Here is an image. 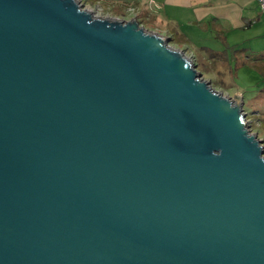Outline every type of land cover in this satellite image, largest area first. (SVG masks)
Masks as SVG:
<instances>
[{"label":"water","instance_id":"95a60500","mask_svg":"<svg viewBox=\"0 0 264 264\" xmlns=\"http://www.w3.org/2000/svg\"><path fill=\"white\" fill-rule=\"evenodd\" d=\"M242 104L136 17L0 0V264H264Z\"/></svg>","mask_w":264,"mask_h":264},{"label":"rangeland","instance_id":"374dc122","mask_svg":"<svg viewBox=\"0 0 264 264\" xmlns=\"http://www.w3.org/2000/svg\"><path fill=\"white\" fill-rule=\"evenodd\" d=\"M132 1L78 0L94 15L119 19L136 17L147 30L158 29L172 33L170 31L172 29L174 36L157 32L168 38L170 46L184 51L196 65L201 77L212 88L230 98H234L235 93L242 96L249 131L256 133L264 142V63L256 60L257 67H252L255 55L245 53L241 46L228 47L223 43L224 38L220 34H215L212 29L209 28L207 32H203L202 29L193 31L189 28L176 30L172 21L163 20L159 13L153 11L154 3L151 4L150 0L145 3L146 9L142 0H139L140 4L135 2L138 0ZM137 6H143L140 10H143L144 14H137L139 12ZM130 10L132 12L135 10L136 13L132 15ZM232 48H235V51ZM218 50L220 52L216 53ZM221 52H226L223 56L225 60H218V53Z\"/></svg>","mask_w":264,"mask_h":264},{"label":"crops","instance_id":"0c3cea01","mask_svg":"<svg viewBox=\"0 0 264 264\" xmlns=\"http://www.w3.org/2000/svg\"><path fill=\"white\" fill-rule=\"evenodd\" d=\"M147 1L142 0L145 9ZM135 2L140 4L139 0ZM150 3H154L153 11L159 13L163 20L173 22L176 30L189 28L207 32L210 28L224 38L223 43L228 47L241 46L245 53L255 55V67L258 65L256 60L264 63V11L257 0H150ZM143 6H137V14H144L140 10ZM155 30L174 36L172 29V33Z\"/></svg>","mask_w":264,"mask_h":264},{"label":"trees","instance_id":"16d2710c","mask_svg":"<svg viewBox=\"0 0 264 264\" xmlns=\"http://www.w3.org/2000/svg\"><path fill=\"white\" fill-rule=\"evenodd\" d=\"M232 50H234L235 51V48H232ZM220 52V51H219ZM217 53V52H216ZM224 54H226V52L224 53V52H221L220 54L218 53V60H225V57H223V56H225ZM228 61V60H227ZM229 64V63H228ZM252 66H254V64H252ZM255 67V66H254Z\"/></svg>","mask_w":264,"mask_h":264},{"label":"built area","instance_id":"2783aa9c","mask_svg":"<svg viewBox=\"0 0 264 264\" xmlns=\"http://www.w3.org/2000/svg\"><path fill=\"white\" fill-rule=\"evenodd\" d=\"M258 1V6L262 11H264V0H257Z\"/></svg>","mask_w":264,"mask_h":264}]
</instances>
